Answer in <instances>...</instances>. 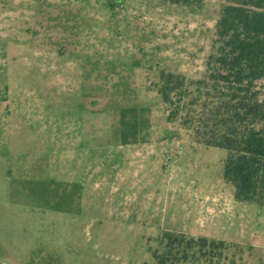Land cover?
I'll return each instance as SVG.
<instances>
[{
	"label": "rangeland",
	"instance_id": "rangeland-1",
	"mask_svg": "<svg viewBox=\"0 0 264 264\" xmlns=\"http://www.w3.org/2000/svg\"><path fill=\"white\" fill-rule=\"evenodd\" d=\"M224 4L0 0V264H264V205L180 120Z\"/></svg>",
	"mask_w": 264,
	"mask_h": 264
},
{
	"label": "trees",
	"instance_id": "trees-1",
	"mask_svg": "<svg viewBox=\"0 0 264 264\" xmlns=\"http://www.w3.org/2000/svg\"><path fill=\"white\" fill-rule=\"evenodd\" d=\"M224 2L216 22L218 46L196 82V94L182 103L180 120L194 143L227 151L222 174L234 197L264 205V0ZM162 77L158 93L172 104L170 94L183 81L170 73Z\"/></svg>",
	"mask_w": 264,
	"mask_h": 264
}]
</instances>
